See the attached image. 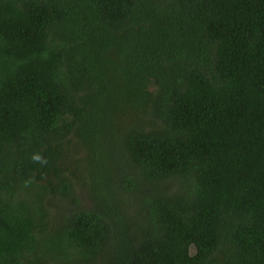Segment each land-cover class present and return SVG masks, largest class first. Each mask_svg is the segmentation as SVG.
<instances>
[{
	"label": "trees",
	"instance_id": "obj_1",
	"mask_svg": "<svg viewBox=\"0 0 264 264\" xmlns=\"http://www.w3.org/2000/svg\"><path fill=\"white\" fill-rule=\"evenodd\" d=\"M0 264H264V0H0Z\"/></svg>",
	"mask_w": 264,
	"mask_h": 264
},
{
	"label": "clouds",
	"instance_id": "obj_2",
	"mask_svg": "<svg viewBox=\"0 0 264 264\" xmlns=\"http://www.w3.org/2000/svg\"><path fill=\"white\" fill-rule=\"evenodd\" d=\"M37 159L39 158V157H36Z\"/></svg>",
	"mask_w": 264,
	"mask_h": 264
},
{
	"label": "rangeland",
	"instance_id": "obj_3",
	"mask_svg": "<svg viewBox=\"0 0 264 264\" xmlns=\"http://www.w3.org/2000/svg\"><path fill=\"white\" fill-rule=\"evenodd\" d=\"M76 141H77V140H76ZM76 141H75V142H76Z\"/></svg>",
	"mask_w": 264,
	"mask_h": 264
}]
</instances>
